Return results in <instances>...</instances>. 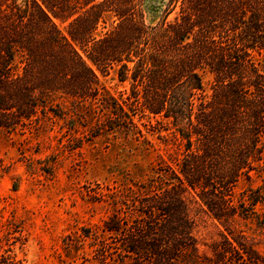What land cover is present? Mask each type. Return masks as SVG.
<instances>
[{"label":"trees","instance_id":"16d2710c","mask_svg":"<svg viewBox=\"0 0 264 264\" xmlns=\"http://www.w3.org/2000/svg\"><path fill=\"white\" fill-rule=\"evenodd\" d=\"M145 1L0 0V131L63 99L77 118L94 117L95 135L136 136L134 117L154 119L180 154L101 194V232L81 226L63 248L89 245L93 264H264V242L235 226L249 220L264 234V70L254 57L264 53V0H158L154 24ZM110 69L128 83L123 98L99 86L96 70ZM191 203L221 227L209 252H199ZM0 264L21 261L1 252Z\"/></svg>","mask_w":264,"mask_h":264},{"label":"rangeland","instance_id":"374dc122","mask_svg":"<svg viewBox=\"0 0 264 264\" xmlns=\"http://www.w3.org/2000/svg\"><path fill=\"white\" fill-rule=\"evenodd\" d=\"M161 16L160 2L146 0L145 23L154 24ZM54 22L67 35V21L54 18ZM109 24L110 19L99 30L105 31ZM254 57L264 70V53ZM96 73L102 89L116 98L127 94L128 83L119 81L112 69ZM201 78L209 94L212 75L202 71ZM57 102L51 106L54 111H38L31 123L0 131V253L14 255L21 264H93L89 245L71 252L63 248L65 235L81 226L101 232L110 212L101 194L120 186L133 188L150 177L159 158L177 156L182 150L177 139L165 137L166 126L152 118L134 117L140 130L136 136L95 135L94 117L88 113L77 118L67 100ZM251 184H261L260 177L254 175ZM246 185L239 182L236 195ZM190 207L199 252H209L221 227L195 203ZM235 226L264 242L255 222L239 219ZM259 246L264 250V245Z\"/></svg>","mask_w":264,"mask_h":264}]
</instances>
